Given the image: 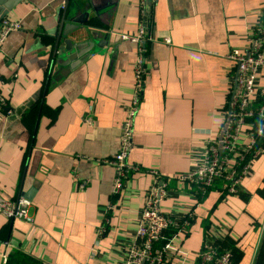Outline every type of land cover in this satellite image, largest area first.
<instances>
[{
    "label": "crops",
    "instance_id": "1",
    "mask_svg": "<svg viewBox=\"0 0 264 264\" xmlns=\"http://www.w3.org/2000/svg\"><path fill=\"white\" fill-rule=\"evenodd\" d=\"M7 1L5 17L22 28L0 49V196H25L33 206L32 219L0 212V264L16 249L39 264H124L154 170L171 177L161 209L188 219L185 229H168L167 238L175 236L165 264H196L210 242L233 252L231 264H255L264 235V141L240 193L216 181L200 199L177 175L199 166L222 135L235 65L229 55L249 45L264 0H148L153 39L129 155L138 168L118 193L114 166L97 158L119 149L139 50L121 34L138 32L141 0ZM66 4L86 34L74 38L81 49L61 57L54 46ZM257 85L264 88V65ZM249 128L242 126L240 145L250 142Z\"/></svg>",
    "mask_w": 264,
    "mask_h": 264
},
{
    "label": "built area",
    "instance_id": "2",
    "mask_svg": "<svg viewBox=\"0 0 264 264\" xmlns=\"http://www.w3.org/2000/svg\"><path fill=\"white\" fill-rule=\"evenodd\" d=\"M148 6V0H141L138 32L121 34L124 39L137 41L139 50L135 61L133 95L121 127L119 149L113 155L97 158V161L109 163L115 168L114 193L124 188L131 171L138 168L129 161V155L133 146L135 117L143 99L144 51L147 42L153 39L149 26L151 12ZM20 28L22 23L19 20L8 17L0 19V49L8 35ZM164 41L170 43L171 39L166 37ZM229 56L235 61V65L226 109L225 125L227 127L222 138L223 150L219 145L220 139L209 142L200 165L177 175L181 181L194 186L198 195L199 193L206 195L217 179L222 180L227 192L240 193L239 185L249 162L260 151L259 143L264 141V88H259L257 85L258 71L264 65V10L247 48L233 49ZM255 95L260 98L258 105L253 104L252 96ZM0 101L4 102V96L1 93ZM86 120L92 124L93 115H87ZM245 124L250 125L248 129L250 142L240 145L239 132ZM154 174L155 181L146 191L145 205L140 214L135 241L127 252L124 264H165L167 251L172 247L175 236L174 233L167 238L168 229L175 226L178 230H183L188 223V219L177 221L161 209V200L168 193L171 177H163L157 170H154ZM88 183L89 179L81 180L79 187L84 188ZM32 206V200L25 196L11 198L0 196V212L7 217L32 219ZM112 207L111 203L109 208ZM233 257L232 251L224 249L219 243L210 242L201 249L196 264H231ZM7 258L5 255V262Z\"/></svg>",
    "mask_w": 264,
    "mask_h": 264
},
{
    "label": "water",
    "instance_id": "3",
    "mask_svg": "<svg viewBox=\"0 0 264 264\" xmlns=\"http://www.w3.org/2000/svg\"><path fill=\"white\" fill-rule=\"evenodd\" d=\"M12 6V3L8 2L7 0H0V19L5 17L9 13V9L12 8ZM67 9L68 4H66V8L57 32L56 42L54 46V53L60 55L61 57L63 55L75 53V49L77 48L81 49V43L78 44L74 38H81L84 34H86V31L82 29L81 25L77 24L80 20H77L74 15L68 16ZM69 19L71 20V22L69 21ZM86 52L87 51H84L83 53L81 52V55L86 54ZM226 127L227 125L224 126L222 135L220 137L221 141L219 145L221 150H223L222 138Z\"/></svg>",
    "mask_w": 264,
    "mask_h": 264
},
{
    "label": "trees",
    "instance_id": "4",
    "mask_svg": "<svg viewBox=\"0 0 264 264\" xmlns=\"http://www.w3.org/2000/svg\"><path fill=\"white\" fill-rule=\"evenodd\" d=\"M217 181H221L220 183L223 185L222 180L217 179ZM204 196L205 195L199 193L200 199ZM8 264H39V261L27 252L21 249H16L15 252L10 255ZM255 264H264V235L259 246Z\"/></svg>",
    "mask_w": 264,
    "mask_h": 264
}]
</instances>
